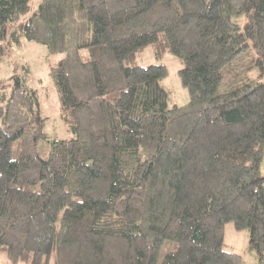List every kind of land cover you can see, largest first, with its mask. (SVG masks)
Here are the masks:
<instances>
[{"label":"trees","instance_id":"trees-1","mask_svg":"<svg viewBox=\"0 0 264 264\" xmlns=\"http://www.w3.org/2000/svg\"><path fill=\"white\" fill-rule=\"evenodd\" d=\"M31 1L0 0V61L24 39L63 53L49 74L73 135L48 139L37 90L0 78V248L27 264H243L232 220L264 264V81L224 85L245 53L264 72V0ZM150 44L181 60L186 103H170L167 64L137 62Z\"/></svg>","mask_w":264,"mask_h":264},{"label":"rangeland","instance_id":"rangeland-1","mask_svg":"<svg viewBox=\"0 0 264 264\" xmlns=\"http://www.w3.org/2000/svg\"><path fill=\"white\" fill-rule=\"evenodd\" d=\"M40 0H32L33 6L37 5ZM243 27L246 18L244 15L235 16ZM63 53H50L45 44L24 39L22 43L17 44L13 49L4 54L0 61V78L5 82L14 81V74L22 77L31 87L35 88L41 104L42 114L46 117L44 129L48 139L69 138L73 135L67 122L61 114L59 93L49 74L50 65L55 63ZM252 55L245 53L238 59L232 61L226 71V80L224 85L227 86V80L234 77L235 73L240 75H249L264 81V72L254 65L250 60ZM136 60L139 64L148 65L151 63H165L169 68V76L165 80L166 86L171 91L170 103H186L189 98V92L181 82L179 69L182 67L181 60L171 52L158 54L153 45H148L144 50L137 53ZM9 87L7 86L6 89ZM43 146L48 147L49 142H44ZM264 172V159L262 161ZM249 230L247 228L238 229L234 222L228 221L225 226V248L236 251L243 256V264H262L258 260L255 250L249 247ZM0 261L12 262L18 264H27L23 259L14 260L11 258L4 247L0 248Z\"/></svg>","mask_w":264,"mask_h":264}]
</instances>
